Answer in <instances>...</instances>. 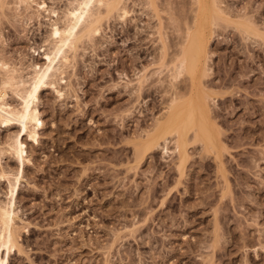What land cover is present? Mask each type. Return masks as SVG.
<instances>
[{
    "label": "rangeland",
    "instance_id": "1",
    "mask_svg": "<svg viewBox=\"0 0 264 264\" xmlns=\"http://www.w3.org/2000/svg\"><path fill=\"white\" fill-rule=\"evenodd\" d=\"M46 1L60 12L70 4ZM155 1L128 0L126 20L107 16L67 68L65 96L43 92L45 127L39 145L27 141L17 204L27 228L10 264H264V39L217 28L207 84L225 148L218 157L193 142L180 169L174 142L168 153H136L170 96L163 47L171 56L177 26L193 16L194 0ZM223 1L264 32V0ZM15 6L0 25V56L43 63L32 49L47 44V27ZM15 130L1 126L0 141ZM3 162L16 170L14 159Z\"/></svg>",
    "mask_w": 264,
    "mask_h": 264
},
{
    "label": "bare ground",
    "instance_id": "2",
    "mask_svg": "<svg viewBox=\"0 0 264 264\" xmlns=\"http://www.w3.org/2000/svg\"><path fill=\"white\" fill-rule=\"evenodd\" d=\"M69 1V6L60 12L46 0H0V25L3 18L9 16L6 10L10 3H15L18 10L23 7L26 11L33 10L31 12L48 32L47 44L32 49L35 55L43 56V63L33 60L23 68L11 65L0 56V127L17 128L6 141H0V184H6L8 188V197L0 198V264H10L13 251H22L21 232L27 226L20 225L24 220L17 204L22 178L26 177V168L32 162L27 141L34 148L35 144L39 145L41 130L45 127L40 109L43 92L49 89L60 98L65 96L66 86L70 85L65 80L66 70L72 65L80 46L102 34V22L110 14L118 12L119 18L126 20L131 12L127 8L128 0ZM149 1L156 5L155 0ZM223 3V0H194L193 16L186 18L183 27L178 25L176 28L181 34H177V48L171 56L167 54L168 43L164 45V60L168 55L170 57L167 60L170 79L165 88L170 96L163 115L141 138L136 153L159 147L168 153L169 143L174 142L173 151L178 154L180 169L189 160V147L193 142H200L202 149L221 156L225 146L221 143V132L212 116L211 104L216 102L218 93H213L209 87L210 82L213 83L208 80L213 72L211 43L214 34L221 23L226 22L244 33L245 39L252 36L264 39V32L250 19L233 16ZM1 32L0 27V35ZM27 68L29 71L25 74ZM144 79L142 74L139 85ZM63 83L68 85L63 86ZM10 94L17 104L11 102ZM5 156L15 160L16 170L9 163L5 166Z\"/></svg>",
    "mask_w": 264,
    "mask_h": 264
}]
</instances>
